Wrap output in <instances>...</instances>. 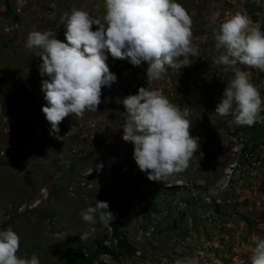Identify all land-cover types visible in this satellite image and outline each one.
I'll use <instances>...</instances> for the list:
<instances>
[{
    "label": "rangeland",
    "instance_id": "obj_1",
    "mask_svg": "<svg viewBox=\"0 0 264 264\" xmlns=\"http://www.w3.org/2000/svg\"><path fill=\"white\" fill-rule=\"evenodd\" d=\"M178 2L191 16L199 50L190 65L147 81V64L107 54L117 81L102 88L96 112L65 118L56 134L63 139H57L41 110L47 77L39 74L41 58L25 47L28 33L52 30L65 41L63 14L77 8L102 17L104 0H0V230L11 227L19 235V257L60 264L61 249L109 244L110 227L79 215L106 201L112 223L136 249L119 262L102 258L107 264H174L185 257L196 264H250L255 241L264 238V122L237 127L232 117L215 113L234 73L214 62L223 50L215 48L213 27L225 14L240 13L264 30V0ZM215 11L220 20L212 19ZM237 67L264 100V72ZM141 87L186 109L190 134L199 138L189 167L163 183L147 179L132 143L122 139L117 113L125 109L116 101ZM85 231L92 236L82 241Z\"/></svg>",
    "mask_w": 264,
    "mask_h": 264
},
{
    "label": "clouds",
    "instance_id": "obj_2",
    "mask_svg": "<svg viewBox=\"0 0 264 264\" xmlns=\"http://www.w3.org/2000/svg\"><path fill=\"white\" fill-rule=\"evenodd\" d=\"M220 17L219 11L212 13L214 21ZM61 20L65 41L57 39L52 30L30 31L25 44L42 60L38 68L40 76L47 77L41 84L47 103L41 110L50 135L57 139H63L56 134L65 118L96 112L102 88L117 81L106 62L107 54L133 66L147 64V81H159L168 68L190 65V57L199 52L192 43L191 16L178 0H104L102 17L72 8ZM213 35L215 48L223 50L214 62L234 73L215 113L232 117L230 124L237 127L264 122L260 115L264 100L249 73L237 67L242 64L264 72V30L246 15L225 14L218 27H213ZM116 102L125 109L117 113L123 121L122 139L132 143L135 163L149 181L163 183L189 167L200 145L199 138L190 134L192 123L186 118V109L182 111L160 91L145 87ZM79 215L92 225L98 220L104 228L115 220L106 201H96ZM91 236L92 232L85 231L80 239ZM19 248L20 237L11 227L0 230V264H40L35 255L19 257ZM174 264L196 261L185 257ZM250 264H264V238L255 241Z\"/></svg>",
    "mask_w": 264,
    "mask_h": 264
},
{
    "label": "trees",
    "instance_id": "obj_3",
    "mask_svg": "<svg viewBox=\"0 0 264 264\" xmlns=\"http://www.w3.org/2000/svg\"><path fill=\"white\" fill-rule=\"evenodd\" d=\"M110 242H95L90 246L77 250L64 248L57 253V261L60 264H107L102 258L107 257L114 262L135 255V247L129 243L126 236L114 223L110 227Z\"/></svg>",
    "mask_w": 264,
    "mask_h": 264
}]
</instances>
